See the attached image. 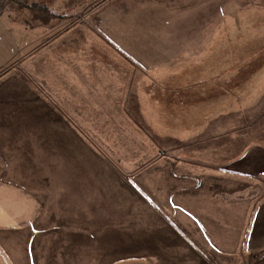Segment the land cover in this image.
<instances>
[{
  "label": "rangeland",
  "instance_id": "rangeland-1",
  "mask_svg": "<svg viewBox=\"0 0 264 264\" xmlns=\"http://www.w3.org/2000/svg\"><path fill=\"white\" fill-rule=\"evenodd\" d=\"M22 1L65 16L0 21V155L19 154L0 173L33 189L43 225L129 215L131 237L171 247L125 264H264V40H236L264 19L237 10L264 0ZM234 186L258 199L225 252L215 220L240 214L213 200Z\"/></svg>",
  "mask_w": 264,
  "mask_h": 264
},
{
  "label": "crops",
  "instance_id": "crops-1",
  "mask_svg": "<svg viewBox=\"0 0 264 264\" xmlns=\"http://www.w3.org/2000/svg\"><path fill=\"white\" fill-rule=\"evenodd\" d=\"M245 13L250 16L264 14V6H251L243 10H237V14L244 15ZM242 19L241 16L235 17V27L239 32L238 25L242 22ZM261 22L264 24V19L258 22L254 17L250 18V38H237L236 40L240 43L249 41L251 46L256 45L259 40H264V36L259 37L262 30L259 29ZM145 46L151 47L149 44ZM17 154L18 152H13L10 157L4 156L3 158L0 155V159L18 158L19 154ZM2 167L6 172L2 170L0 173V264H125L130 260L129 255L133 254L136 249L137 255H141L145 254L148 249L147 246L154 247L152 251L154 255L156 248L160 246H162L161 249L171 247V236L168 232L163 235L161 233L163 230L160 231V236L155 229L149 231L148 235L150 233L151 235L148 236L144 229L142 233L136 235V239L131 237L129 223L132 217L130 218L129 215L124 217L110 214L98 216L96 214L94 217H89L88 221L91 222V225L84 235L81 226L76 224L80 220L75 221L73 228L65 223L66 220H60L59 218L52 223L51 227L45 226L43 224H46V222L44 223V219L38 215L41 199H37V196L31 191L33 190L31 187L28 188L24 184H18L12 179L5 180L2 175L10 172L6 166ZM254 173H256V169ZM217 194L213 200L215 205L223 208L236 207L240 214L234 218H221L219 215V218L215 220L218 224V230L220 228L218 237H221V233L223 236V239L216 243L219 247L224 245V251L226 252L228 249L237 248L243 238L242 234L245 231L248 208L252 206L251 200L258 199V196L246 199L243 196L244 193L239 192V188L236 186L229 187L228 191L218 192ZM40 196L42 197V195ZM263 215L264 210L260 216ZM213 217L216 218L217 216ZM201 219V222L206 225L207 221ZM210 219H208V223H210ZM260 221L264 222V219ZM256 224L251 229L253 234H250V242L253 241V238L256 239L258 235L256 229L261 228ZM206 226L208 230L209 226ZM135 240H137L136 244ZM131 243L134 249L131 247ZM117 254L124 257L117 261L111 259L112 256ZM147 254L139 259L145 260ZM96 255H99L100 259ZM103 256H105L106 262H104Z\"/></svg>",
  "mask_w": 264,
  "mask_h": 264
},
{
  "label": "trees",
  "instance_id": "trees-1",
  "mask_svg": "<svg viewBox=\"0 0 264 264\" xmlns=\"http://www.w3.org/2000/svg\"><path fill=\"white\" fill-rule=\"evenodd\" d=\"M14 7L16 11H13L14 13L21 15L24 11H29L31 13H36L37 15H46L50 16L53 18H59L63 19L65 16L60 15L58 16L57 14L53 13L50 10L49 5L46 3H40V4H34V5H28L26 2L22 0H0V21L4 18L5 15H9L7 13H12L11 7ZM17 15V16H18ZM6 17V16H5ZM17 19L15 17L10 18V27H14V23H16ZM1 45V42H0Z\"/></svg>",
  "mask_w": 264,
  "mask_h": 264
}]
</instances>
